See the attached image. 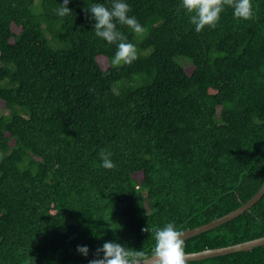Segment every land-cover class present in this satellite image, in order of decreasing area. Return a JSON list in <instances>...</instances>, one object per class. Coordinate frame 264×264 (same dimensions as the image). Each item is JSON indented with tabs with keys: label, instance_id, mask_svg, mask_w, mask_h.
Returning <instances> with one entry per match:
<instances>
[{
	"label": "trees",
	"instance_id": "1",
	"mask_svg": "<svg viewBox=\"0 0 264 264\" xmlns=\"http://www.w3.org/2000/svg\"><path fill=\"white\" fill-rule=\"evenodd\" d=\"M123 2L145 31L116 22L138 56L116 66L85 13L113 0L65 17L63 0H0V264H89L105 242L151 257L143 228H198L264 185V0L199 33L182 0ZM263 237L264 196L185 252ZM189 264H264V246Z\"/></svg>",
	"mask_w": 264,
	"mask_h": 264
},
{
	"label": "clouds",
	"instance_id": "2",
	"mask_svg": "<svg viewBox=\"0 0 264 264\" xmlns=\"http://www.w3.org/2000/svg\"><path fill=\"white\" fill-rule=\"evenodd\" d=\"M70 0H63L61 7L56 10L60 17L70 15L68 4ZM234 9V16L239 20L253 18L251 0H182V7L190 14V23L195 26L196 32H201L206 26L216 27L224 6ZM91 12V19L96 21L94 25L95 35L109 44L118 42V50L112 61L113 65L131 64L137 56L136 47L126 42V37L117 30L116 22L127 25L137 35H142L145 29L138 23L135 17H129L130 6L123 0H113L111 8L103 4L94 3L85 8V13ZM105 169H114L115 164L111 160V153L101 150L99 153ZM143 232H151L156 244L151 257L144 251L129 249L115 242H105L102 247L96 249L95 258L89 264H189L191 256L196 253L185 252V232L177 230L174 223H168L165 227H145ZM77 251L83 256L89 255L87 246H77Z\"/></svg>",
	"mask_w": 264,
	"mask_h": 264
},
{
	"label": "water",
	"instance_id": "3",
	"mask_svg": "<svg viewBox=\"0 0 264 264\" xmlns=\"http://www.w3.org/2000/svg\"><path fill=\"white\" fill-rule=\"evenodd\" d=\"M263 196H264V185L260 189V191L252 199H250L246 204H244L242 207L231 212L228 215L221 217L220 219L214 220L198 228L186 231L185 237L183 239H185L186 241L194 236L203 234L205 232L213 230L225 223H228L234 220L235 218L241 216L242 214L246 213L249 209H251L255 204H257L263 198ZM260 246H264V237L256 239V240L244 242L241 244H237L234 246H230V247L218 248V249H208L202 252H198L196 253V255L190 257L189 262L200 261V260H205V259L215 258V257H220V256H226V255L237 253V252L251 251Z\"/></svg>",
	"mask_w": 264,
	"mask_h": 264
},
{
	"label": "rangeland",
	"instance_id": "4",
	"mask_svg": "<svg viewBox=\"0 0 264 264\" xmlns=\"http://www.w3.org/2000/svg\"><path fill=\"white\" fill-rule=\"evenodd\" d=\"M191 69H192L191 67H188V68H187V70H188L189 72L191 71ZM0 105H2V104L0 103Z\"/></svg>",
	"mask_w": 264,
	"mask_h": 264
}]
</instances>
